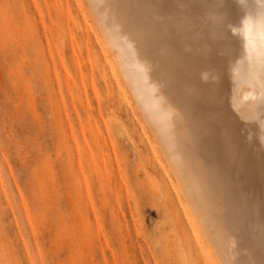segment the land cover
I'll list each match as a JSON object with an SVG mask.
<instances>
[{"label": "rangeland", "instance_id": "1", "mask_svg": "<svg viewBox=\"0 0 264 264\" xmlns=\"http://www.w3.org/2000/svg\"><path fill=\"white\" fill-rule=\"evenodd\" d=\"M99 44L83 0H0V264H216Z\"/></svg>", "mask_w": 264, "mask_h": 264}, {"label": "bare ground", "instance_id": "2", "mask_svg": "<svg viewBox=\"0 0 264 264\" xmlns=\"http://www.w3.org/2000/svg\"><path fill=\"white\" fill-rule=\"evenodd\" d=\"M83 2L209 258L264 264V0Z\"/></svg>", "mask_w": 264, "mask_h": 264}, {"label": "snow or ice", "instance_id": "3", "mask_svg": "<svg viewBox=\"0 0 264 264\" xmlns=\"http://www.w3.org/2000/svg\"><path fill=\"white\" fill-rule=\"evenodd\" d=\"M245 25H246L245 30L247 31V21L245 22Z\"/></svg>", "mask_w": 264, "mask_h": 264}]
</instances>
